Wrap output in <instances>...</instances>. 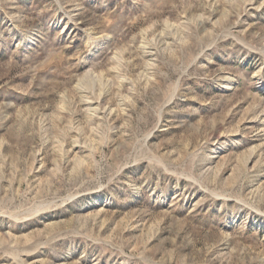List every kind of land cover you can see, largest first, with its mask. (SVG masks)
Segmentation results:
<instances>
[{"label": "rangeland", "instance_id": "obj_1", "mask_svg": "<svg viewBox=\"0 0 264 264\" xmlns=\"http://www.w3.org/2000/svg\"><path fill=\"white\" fill-rule=\"evenodd\" d=\"M0 264H264V0H0Z\"/></svg>", "mask_w": 264, "mask_h": 264}]
</instances>
